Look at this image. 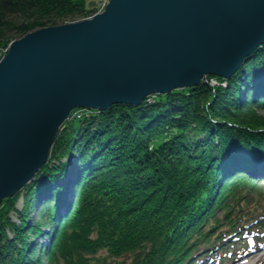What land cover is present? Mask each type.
Returning <instances> with one entry per match:
<instances>
[{
  "label": "trees",
  "instance_id": "trees-1",
  "mask_svg": "<svg viewBox=\"0 0 264 264\" xmlns=\"http://www.w3.org/2000/svg\"><path fill=\"white\" fill-rule=\"evenodd\" d=\"M95 4L0 0V50L61 16L88 18ZM258 110L264 45L229 79L71 116L48 162L0 205V264L232 262L247 236L264 241Z\"/></svg>",
  "mask_w": 264,
  "mask_h": 264
},
{
  "label": "water",
  "instance_id": "water-1",
  "mask_svg": "<svg viewBox=\"0 0 264 264\" xmlns=\"http://www.w3.org/2000/svg\"><path fill=\"white\" fill-rule=\"evenodd\" d=\"M263 45L264 0H109L12 41L0 61V205L48 162L74 110L229 79Z\"/></svg>",
  "mask_w": 264,
  "mask_h": 264
},
{
  "label": "rangeland",
  "instance_id": "rangeland-1",
  "mask_svg": "<svg viewBox=\"0 0 264 264\" xmlns=\"http://www.w3.org/2000/svg\"><path fill=\"white\" fill-rule=\"evenodd\" d=\"M95 2H96V4H95V7L97 8V10H96V12L94 13V14H92L90 17H88V18H85V19H91V18H93L95 15H97V14H100V13H102L104 10H105V4H108V2H109V0H94ZM106 2V3H105ZM68 16H61V21L59 22L60 23V25H63V24H66V23H68V20H71V19H69V18H67ZM73 18H77V17H73ZM72 18V19H73ZM84 20V19H83ZM74 22H78V21H82V20H73ZM71 23H73V22H71ZM36 31V30H35ZM16 40H18V39H16ZM13 41H15V40H13ZM12 42V41H11ZM10 42V43H11ZM10 43H9V45H10ZM9 45L7 46V47H3L1 50H0V61L3 59V57L7 54V52H8V49H9ZM212 85H215V81H213L212 82ZM85 109H76V110H74L72 113H71V115H70V117L71 116H75V115H79V114H81L80 112L81 111H84ZM93 111V110H92ZM99 112V111H98ZM258 115H260V116H264V110H258L257 112H256ZM70 119V118H69ZM68 119V120H69ZM67 120V121H68ZM43 167V166H42ZM41 167V168H42ZM72 175V174H71ZM71 175H69V183H71L72 182V180L73 179H71ZM69 188H75V184L74 185H69ZM70 197V196H69ZM70 200H71V197H70ZM68 201V200H67ZM21 204H22V200H20V202H19V206L21 207ZM36 213H37V211L35 210V209H33V211H32V217H35L36 216ZM15 220H16V217L14 218ZM44 241V243H46V241L45 240H43ZM47 244V243H46ZM43 264H47V262L46 261H44V263ZM230 264H264V245H262V246H259L257 249H253V250H248L247 252H245V253H243V254H241L240 256H238L237 257V259L234 261V262H232V263H230Z\"/></svg>",
  "mask_w": 264,
  "mask_h": 264
},
{
  "label": "bare ground",
  "instance_id": "bare-ground-1",
  "mask_svg": "<svg viewBox=\"0 0 264 264\" xmlns=\"http://www.w3.org/2000/svg\"><path fill=\"white\" fill-rule=\"evenodd\" d=\"M233 76H234V75H233ZM233 76H232V77H233ZM255 161H257V160H255ZM31 182H32V181H31ZM31 182H30V183H31ZM30 183H28L24 188H26ZM63 212H64V210H63ZM52 232H53V231H52ZM54 232H55V231H54ZM51 234H52V233H51ZM55 235H56V233L54 234V236H55Z\"/></svg>",
  "mask_w": 264,
  "mask_h": 264
},
{
  "label": "built area",
  "instance_id": "built-area-1",
  "mask_svg": "<svg viewBox=\"0 0 264 264\" xmlns=\"http://www.w3.org/2000/svg\"><path fill=\"white\" fill-rule=\"evenodd\" d=\"M106 3V2H105ZM107 4H105V6H106Z\"/></svg>",
  "mask_w": 264,
  "mask_h": 264
}]
</instances>
